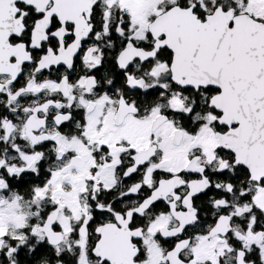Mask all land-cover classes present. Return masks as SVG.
Instances as JSON below:
<instances>
[{"label":"snow or ice","instance_id":"6c2138e0","mask_svg":"<svg viewBox=\"0 0 264 264\" xmlns=\"http://www.w3.org/2000/svg\"><path fill=\"white\" fill-rule=\"evenodd\" d=\"M0 264H264V0H0Z\"/></svg>","mask_w":264,"mask_h":264}]
</instances>
